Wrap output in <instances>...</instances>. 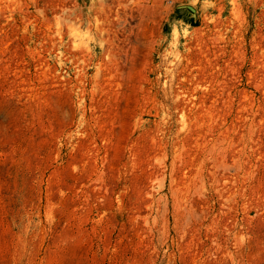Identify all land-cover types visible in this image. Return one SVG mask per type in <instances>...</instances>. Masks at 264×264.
<instances>
[{"label":"rangeland","instance_id":"obj_1","mask_svg":"<svg viewBox=\"0 0 264 264\" xmlns=\"http://www.w3.org/2000/svg\"><path fill=\"white\" fill-rule=\"evenodd\" d=\"M0 264H264V0H0Z\"/></svg>","mask_w":264,"mask_h":264}]
</instances>
